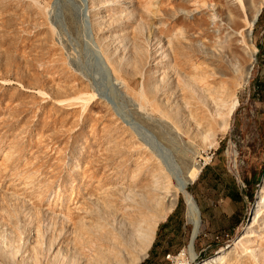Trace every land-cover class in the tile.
Listing matches in <instances>:
<instances>
[{
	"label": "rangeland",
	"instance_id": "374dc122",
	"mask_svg": "<svg viewBox=\"0 0 264 264\" xmlns=\"http://www.w3.org/2000/svg\"><path fill=\"white\" fill-rule=\"evenodd\" d=\"M246 1L0 0V264L189 259L188 206L156 209L151 150L175 179L202 170L196 202L202 180L237 202L231 225L201 221L190 264H264V0Z\"/></svg>",
	"mask_w": 264,
	"mask_h": 264
},
{
	"label": "bare ground",
	"instance_id": "6f19581e",
	"mask_svg": "<svg viewBox=\"0 0 264 264\" xmlns=\"http://www.w3.org/2000/svg\"><path fill=\"white\" fill-rule=\"evenodd\" d=\"M237 1L240 5V8H241L243 14L245 16H248L247 1L246 0H237ZM262 10H263V7H260L259 12L257 14V17L254 19V21L250 22L251 25L255 24V21L258 20V18H259L258 16H260ZM90 11H91V6H89L88 14L90 16L91 25L93 28V21H92L91 15H90ZM98 46L100 47V45H98ZM100 53H101V56H102L101 58H102L104 65L106 66V68L110 69V71L112 73L111 66L108 63L106 56H105V53L101 47H100ZM115 81L117 83L120 82V80L117 78H115ZM151 151L154 154V156L157 158L158 162L160 163L159 168H158L159 171L156 175L157 183L154 184L155 192H153V194L155 195L154 199L157 202L155 207L160 212L161 211L164 212L166 210V208L172 207L173 205H175L177 200H178V196L180 194H182L185 201H186V204L188 206V210L190 213V219L194 223V231H193V243H194V240L196 239V237L198 236V233L200 231L201 220H200L199 207L196 204L192 194L188 191V187L193 181L196 180V178L198 177V175L200 174V172L202 170L198 167H191V162L184 161L183 163H180L179 168L177 167L178 168L177 174H179V175L177 176V179H175L176 175L173 172V169H171V166H169V163L163 157H161V155H159L158 153H156L153 150H151ZM177 165H178V163H177ZM158 190H160V191H158ZM257 209H258V206L256 204V206H255L256 215H254V220L257 218ZM146 236L147 235L144 234V237H146ZM240 238L241 237H239L236 240V243L240 240ZM193 243H191V245L187 249V253L189 254V256H188L189 259L185 258V259L181 260V257L179 258L181 260L182 264H190V262L195 258ZM227 247H225L221 250L225 251L227 249ZM183 254H185V253H183ZM206 261L207 260H204L201 263L206 262Z\"/></svg>",
	"mask_w": 264,
	"mask_h": 264
},
{
	"label": "crops",
	"instance_id": "0c3cea01",
	"mask_svg": "<svg viewBox=\"0 0 264 264\" xmlns=\"http://www.w3.org/2000/svg\"><path fill=\"white\" fill-rule=\"evenodd\" d=\"M205 180H202L197 184L195 187V196L197 198V202L199 203L200 207L203 208L202 211V218L201 221L203 225L206 226H213L216 223H221L223 225H231L233 221H236L240 218L237 202L233 199V194L231 193L230 189H226L225 187L223 189H219L217 193H211L207 194L205 193V190L202 185ZM240 199V198H239ZM234 201V204H233ZM178 204L174 208V210L171 212V214L168 216V218L162 222L160 233L157 234L155 243L159 241L160 235H163L165 238L170 237L171 235H174L175 228H174V222L177 218H179V214L177 212L178 210ZM206 205L211 207L208 209L206 208ZM185 221L182 224V233H186V227L188 225H194L193 221L190 220L188 213H186ZM166 244V250L163 252L166 254L168 252V246L173 243L172 238L171 240L164 241ZM154 247V246H153ZM153 254V253H152ZM159 256V255H158ZM151 257L150 254L148 258ZM146 263V261H145ZM144 263V264H145Z\"/></svg>",
	"mask_w": 264,
	"mask_h": 264
},
{
	"label": "built area",
	"instance_id": "2783aa9c",
	"mask_svg": "<svg viewBox=\"0 0 264 264\" xmlns=\"http://www.w3.org/2000/svg\"><path fill=\"white\" fill-rule=\"evenodd\" d=\"M203 237L205 238V240H209V239H212L213 241H215L216 243H221V244H224V243H227L229 240H230V233L227 232V231H221L219 233H204L203 234ZM166 257L168 259H171V260H174L175 256H173L172 254L170 253H167L166 254ZM177 259V258H175Z\"/></svg>",
	"mask_w": 264,
	"mask_h": 264
},
{
	"label": "trees",
	"instance_id": "16d2710c",
	"mask_svg": "<svg viewBox=\"0 0 264 264\" xmlns=\"http://www.w3.org/2000/svg\"><path fill=\"white\" fill-rule=\"evenodd\" d=\"M234 197L236 198V199H239L240 197H241V195H240V192L239 191H237V192H235L234 193ZM250 197L252 198L253 197V194H252V192H250ZM179 206V205H178ZM188 227V226H187ZM160 230H161V226H159V229H158V232H157V234H159L160 233ZM155 242H154V244H153V246H155ZM152 254H151V252H150V256H151ZM144 263V262H143ZM143 263H141V264H143Z\"/></svg>",
	"mask_w": 264,
	"mask_h": 264
},
{
	"label": "water",
	"instance_id": "95a60500",
	"mask_svg": "<svg viewBox=\"0 0 264 264\" xmlns=\"http://www.w3.org/2000/svg\"><path fill=\"white\" fill-rule=\"evenodd\" d=\"M195 200V199H194ZM195 202H196V200H195ZM196 204H197V202H196ZM191 243H193V235H192V237H191Z\"/></svg>",
	"mask_w": 264,
	"mask_h": 264
}]
</instances>
